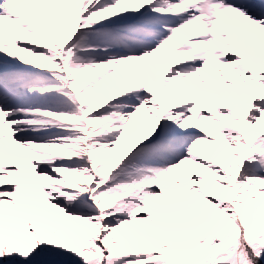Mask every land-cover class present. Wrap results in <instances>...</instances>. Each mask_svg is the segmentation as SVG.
<instances>
[{"label":"snow or ice","instance_id":"snow-or-ice-1","mask_svg":"<svg viewBox=\"0 0 264 264\" xmlns=\"http://www.w3.org/2000/svg\"><path fill=\"white\" fill-rule=\"evenodd\" d=\"M0 264H264V0H0Z\"/></svg>","mask_w":264,"mask_h":264}]
</instances>
